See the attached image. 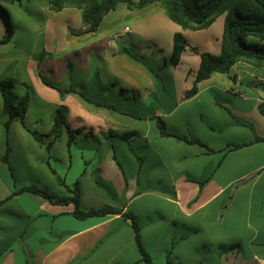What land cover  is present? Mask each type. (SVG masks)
Instances as JSON below:
<instances>
[{"label":"crops","instance_id":"1","mask_svg":"<svg viewBox=\"0 0 264 264\" xmlns=\"http://www.w3.org/2000/svg\"><path fill=\"white\" fill-rule=\"evenodd\" d=\"M32 1L40 6L25 7L23 0L7 5L13 21L17 9L25 18L13 22L14 37L0 45V82H15L17 98L30 93L25 124L15 120L0 132V202L6 200L0 205V264H146L134 222L152 264H264V67L237 62L185 97L201 63L193 47L219 55L225 15L208 28L184 29L159 3L132 10L120 4L90 34L83 33L80 9L54 11L47 0ZM177 32L190 47L174 68L169 60ZM4 33L0 19V38ZM20 37L23 47L8 51ZM128 51L148 64L132 61ZM162 60L175 81L171 99L161 98V85L167 87L150 68ZM183 67L180 78L176 72ZM40 75L121 112L77 93L62 98ZM119 93L139 96L134 103L142 110L122 108ZM0 107L5 124L1 93ZM60 109L80 132L70 142L64 127L48 149L50 138L42 144L30 130L48 135ZM158 117L197 142L163 137ZM128 133L129 139L120 137ZM66 136L68 146L56 149ZM26 137L37 148L31 142L15 146ZM80 141L87 146H70ZM237 144L244 146L234 149ZM30 187L57 196H72L77 187L83 211L119 212L80 220L72 203L55 204L31 192L12 196Z\"/></svg>","mask_w":264,"mask_h":264},{"label":"trees","instance_id":"2","mask_svg":"<svg viewBox=\"0 0 264 264\" xmlns=\"http://www.w3.org/2000/svg\"><path fill=\"white\" fill-rule=\"evenodd\" d=\"M47 2L54 11H61L65 7L80 9L86 25L83 33L90 34L96 33L104 18L120 4H126L132 10L141 9L153 3H159L164 8L168 18L184 29L200 30L208 28L218 17L225 15L221 53L215 55L209 52H199L198 48L193 47V50L200 54L201 63L196 73L193 87L185 94L186 98H190L197 93L198 83L208 79L214 73H229L237 62L242 61L256 67H264V0H47ZM21 3L22 0H0V19L3 21L5 27V33L0 38V45L8 44L15 34V25L7 5ZM188 47H190V44L185 35L182 32L175 33L173 50L169 60V64L172 67L176 68L181 64L182 55ZM127 53L132 61L143 65L148 64L143 55L131 51ZM165 67H167L166 64ZM69 69H72V63L69 64ZM40 76L43 83L59 91L62 98L69 93H77L84 100L98 107H108L121 112L114 105L91 100L84 92L79 91L75 87L62 88L50 78L43 75ZM15 85L16 83L11 80H2L0 82L3 112L8 117L7 122L4 124L7 130H9L12 122L15 120H20L22 124H25L24 121L30 102L29 92L17 98L16 101L12 99V89ZM23 85L27 87V84ZM259 111L264 116V103L260 104ZM130 115L134 116L131 113ZM157 123L163 137H174L187 142H197V140L170 131L166 122L160 117L157 118ZM64 127L67 128L70 142H72L76 137V133L80 132V130H73L71 128L64 112L60 109L55 117L53 128L48 135H43L36 130H30V132L42 144L45 143L46 138H50L47 147L51 149L54 141L60 137ZM120 137L127 140L130 138V134H124ZM243 146V144H237L233 148L239 149ZM60 181L63 182V179L60 178ZM23 192L42 195L55 204L66 205L72 203L75 205L73 215L80 220L90 217H103L108 213L119 212L111 208L83 211L77 187H75L73 192L71 190L72 196L53 195L37 187L23 188L14 192L12 196ZM5 201H1L0 205ZM133 227L136 243L144 261L146 264H152L150 257L144 250L138 224L134 222Z\"/></svg>","mask_w":264,"mask_h":264},{"label":"rangeland","instance_id":"3","mask_svg":"<svg viewBox=\"0 0 264 264\" xmlns=\"http://www.w3.org/2000/svg\"><path fill=\"white\" fill-rule=\"evenodd\" d=\"M15 6H17V5H15ZM23 6H25V7L29 6L30 7V6H40V5L36 1H32V2L29 3L28 0H23ZM36 9H37L36 7L33 8V14H34L33 19L34 20H36V19L39 20L40 17L38 18L37 14H36ZM24 18H25V12L23 10L19 11V9H17V11H15V20L13 22H18V23L19 22H23ZM23 41H24V38L23 37H20V40L19 41H16V43H14L13 46L10 47V49H8V51H12L14 46L22 48L23 47L22 46ZM162 59H163V57H162ZM150 66H151V68L152 67L154 68V72L156 74H159L160 75L161 81L160 80L159 81L161 82V84H165V87H167L165 90H162L163 85H161V93L163 92V96L161 95V98L162 99H171V98H174V89H173V86L172 85H174L175 81H173L172 72L168 69V67H165V64H164L163 60L159 64H156V63H152L151 62V65ZM183 70H184V67L182 69L177 70L176 74L178 75V77L181 78V76H183ZM99 71L98 72H95V73L101 75ZM179 83H180L181 87H183V84H185L184 83V80H180ZM16 93L19 95V91H16V92L14 91V94L12 95V99L14 101H16L17 100V97H18V95ZM22 95H24V94H22ZM123 95L124 94L119 93V97H118L119 100H120V103L122 105V108L128 107V108H131V109H135L137 111H141L142 110L138 106L135 107L136 104L134 103V99L135 98H139V96L131 95L130 98L128 99V98H126ZM103 97L104 98H102L101 101H105V100L108 99L107 96H103ZM0 109H1V107H0ZM2 116L3 115L0 112V120L1 121H2ZM4 128H5L4 127V124L0 122V132L1 131H4ZM67 140H68V137L67 136L66 137H61L60 140L55 145L56 146V149H63L65 147H67L68 146ZM3 141H4V138H2L1 135H0V143H2ZM13 141H15V140L13 139ZM29 142H31L30 146H32L34 148H37L38 145H37V142L35 141V139H33L31 141V139L29 137H26L25 141L22 140L20 143H17L16 142L15 143V146H24L25 144H27V146H29L28 145ZM12 144L10 146H13ZM70 146L71 147H76V148H78V147H86L87 146V143H86V141H80L79 143H77V144L76 143L75 144L73 143ZM119 157L122 158L123 156L122 155H119ZM57 163L58 162L56 160H53L52 161V164H54V165H56Z\"/></svg>","mask_w":264,"mask_h":264}]
</instances>
